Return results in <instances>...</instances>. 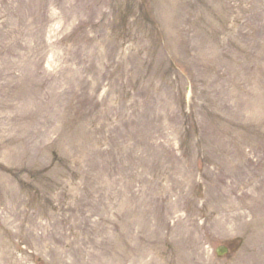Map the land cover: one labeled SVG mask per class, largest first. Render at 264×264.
<instances>
[{"label":"rangeland","instance_id":"rangeland-1","mask_svg":"<svg viewBox=\"0 0 264 264\" xmlns=\"http://www.w3.org/2000/svg\"><path fill=\"white\" fill-rule=\"evenodd\" d=\"M0 264H264V0H0Z\"/></svg>","mask_w":264,"mask_h":264},{"label":"water","instance_id":"water-1","mask_svg":"<svg viewBox=\"0 0 264 264\" xmlns=\"http://www.w3.org/2000/svg\"><path fill=\"white\" fill-rule=\"evenodd\" d=\"M226 251V248L225 247H218L217 249H216V253L218 254V255H220V254H222L223 252H225Z\"/></svg>","mask_w":264,"mask_h":264}]
</instances>
